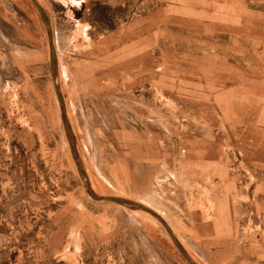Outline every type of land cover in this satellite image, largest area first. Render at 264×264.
<instances>
[{
	"label": "rangeland",
	"instance_id": "obj_1",
	"mask_svg": "<svg viewBox=\"0 0 264 264\" xmlns=\"http://www.w3.org/2000/svg\"><path fill=\"white\" fill-rule=\"evenodd\" d=\"M37 1L56 83L0 0V264H189L87 180L195 264H264V0Z\"/></svg>",
	"mask_w": 264,
	"mask_h": 264
},
{
	"label": "water",
	"instance_id": "obj_2",
	"mask_svg": "<svg viewBox=\"0 0 264 264\" xmlns=\"http://www.w3.org/2000/svg\"><path fill=\"white\" fill-rule=\"evenodd\" d=\"M31 1L34 4V6L36 7V9L38 10L42 20L44 21V23H45V25L47 27V34H48L49 46H50V66H51L52 70H54L53 63L55 62V47H54V43H53V37H52V31H51L50 23H49V20L47 18L46 13L42 9V7L39 4V2L37 0H31ZM52 77H53V82H54L55 81V71L52 72ZM54 90H55V94H56L57 100L59 102L61 114L63 116L66 137H67V140H68V143H69V149H70L72 158H73V160L75 162V165H76V168H77V171L79 172V174L87 180L88 177H87L85 171H83L82 164L77 159V153H76V148H75V145H74V142H73V138H72V132H71L70 124H69V119H68L67 114H66L65 109H64V101H63V98L61 97V95H60V93L58 91V88H57L55 83H54ZM87 192L91 196V198H93L95 200H105V201H112V202H116V203H120V204H130V205H133V206H136L138 208H141V209L149 212L150 214H152L159 221H161L163 223V225L167 229L169 235L171 236L174 245L176 246V248L178 249L180 254L184 257V259L189 264H195L187 256V254L183 251V249L181 248V246L177 242L175 236L172 233V230H171L169 224L155 210L149 208L148 206H146L143 203L136 202V201L124 198V197H119V196H103L102 197V196H98L92 190L91 185H90L88 180H87Z\"/></svg>",
	"mask_w": 264,
	"mask_h": 264
},
{
	"label": "bare ground",
	"instance_id": "obj_3",
	"mask_svg": "<svg viewBox=\"0 0 264 264\" xmlns=\"http://www.w3.org/2000/svg\"><path fill=\"white\" fill-rule=\"evenodd\" d=\"M62 68V67H61ZM63 73H64V77H66V78H69L71 75L68 73V70H67V67L66 66H64L63 67ZM54 71V70H53ZM57 82V80L55 79V83ZM159 212V211H158ZM193 262V261H192Z\"/></svg>",
	"mask_w": 264,
	"mask_h": 264
},
{
	"label": "crops",
	"instance_id": "obj_4",
	"mask_svg": "<svg viewBox=\"0 0 264 264\" xmlns=\"http://www.w3.org/2000/svg\"><path fill=\"white\" fill-rule=\"evenodd\" d=\"M146 205V204H145ZM157 212V211H156ZM159 214V213H158Z\"/></svg>",
	"mask_w": 264,
	"mask_h": 264
}]
</instances>
